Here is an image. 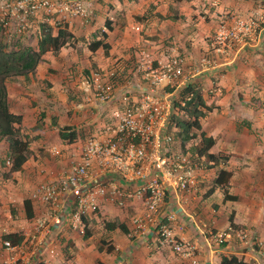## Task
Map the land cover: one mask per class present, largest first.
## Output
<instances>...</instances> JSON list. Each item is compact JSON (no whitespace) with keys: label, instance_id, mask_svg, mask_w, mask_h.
Wrapping results in <instances>:
<instances>
[{"label":"rangeland","instance_id":"374dc122","mask_svg":"<svg viewBox=\"0 0 264 264\" xmlns=\"http://www.w3.org/2000/svg\"><path fill=\"white\" fill-rule=\"evenodd\" d=\"M19 1L0 0V42L7 49L36 48L42 26H50L54 33L59 27L65 28L73 36L69 44L59 52L44 55L37 72L32 76L34 84L27 90L36 105L34 111H28L33 114H29L30 122L27 124L31 125L35 119L37 127L28 129L26 136L29 143L35 144L34 150H41L42 157L48 155L47 145L48 149H54L61 140L58 133L60 128L77 127L82 134H93L102 130L103 124L109 121L114 108L111 103L101 105L97 101L88 102L84 92L80 93L82 83L90 77L87 75L90 70L101 74L102 86L111 85L113 95L121 91L119 95L127 98L125 101L131 105L133 99L139 97L138 87L146 86L143 79L159 66L158 63H165L169 57L181 58L187 81L194 75L199 77L204 74L207 77L206 80L193 82L216 109L201 121L202 131L214 137L221 150L227 148L226 143H231L233 152L230 161H220L217 168L201 167L195 153L200 146L199 139L189 142L187 150L192 151L182 153L175 142L176 130L167 126L165 134L172 138V144L168 147L172 154H188L197 167L192 203L188 209L192 213L199 212L200 208L202 210L200 203L208 199L207 193L218 171L221 168L232 171L234 178L231 179L228 192L237 196L238 200L220 204L219 196L212 205L214 210H219L213 215L220 221L221 229L214 233L225 231L227 226H231L230 216L235 225V232L230 239L217 246L218 251L226 253H218L217 256L220 260L222 255H237L248 264H255V260L259 262L264 247L259 244L255 234H260L264 243V141L261 139L257 143L244 138L242 147L245 150L240 151L236 142L224 140L229 136L242 138L264 134V0H91L94 2L95 14L68 20L52 11L48 15L44 12L34 16L26 15L22 19L24 13L17 7ZM107 20L114 24L111 31L105 26ZM244 20L251 23L252 33L244 36L241 41L230 40L228 37L219 43L220 33L225 36V33ZM83 21L89 22L84 29L81 28ZM101 31L108 34L105 42L110 45V50L105 54L99 49L92 58H88V44L99 38ZM218 47L220 52L215 50ZM204 56L213 61L212 66L206 69L200 66ZM208 74L213 76L208 77ZM9 82L10 95L14 100L15 83L12 80ZM54 98L55 101L52 100ZM119 101L117 98L113 103ZM218 102L221 105L217 106ZM221 107L223 111H220ZM116 108L120 110L124 106ZM86 123L88 127L83 130ZM42 143L45 145L41 147ZM7 160L5 157L1 161L5 168V187L19 190L23 183L17 178L13 180L11 160L10 165L6 164ZM6 180L9 183L6 184ZM28 195V192L21 190L13 198L17 199V203H23ZM12 209L16 216L15 207H10ZM98 218L86 229L92 233V237L81 238L87 242V252L79 260L80 263L82 260V264H103L98 258L101 253L97 252V248L106 233L105 223L124 224L121 218L108 221L101 219V214H98ZM25 221V217L18 220L20 225ZM207 222L208 218L202 220V223ZM242 235H246V238L242 239ZM69 243H63L62 264H73L72 258L76 256L73 246H67ZM170 251L167 248L163 258L171 262L176 258L177 262L178 257ZM154 262L162 264L157 260Z\"/></svg>","mask_w":264,"mask_h":264},{"label":"built area","instance_id":"2783aa9c","mask_svg":"<svg viewBox=\"0 0 264 264\" xmlns=\"http://www.w3.org/2000/svg\"><path fill=\"white\" fill-rule=\"evenodd\" d=\"M81 1L20 0L17 7L23 10L22 19L26 15L34 16L42 12L48 15L49 11L67 20L76 16L86 18L92 14L88 13L91 0L84 1V4ZM250 33L252 25L244 20L225 33V36L220 33L219 43H223L228 37L230 40L241 41ZM215 50L220 52L219 47ZM158 64L143 79L146 86L138 87L139 97L133 99L131 105L125 101L127 98H122L125 101L124 108L114 112L115 121L107 128L109 136L105 140L88 138L80 155L70 161L67 169L52 176L53 179L48 183L38 186L36 198L45 207L48 221L44 217L36 218L35 234L29 235L25 242L24 238L17 245L2 241L0 246L8 251L11 264H38V257L44 247V233L51 226L59 229L68 219L82 222L88 213H96L99 209L95 203L96 198L106 199L122 208L125 193L121 186L116 185V180L126 185L138 183L133 195L144 204V210L132 217L133 228L128 235L138 237L150 228L173 254L182 260L187 259L190 264H197L191 247L172 233L170 222L175 218L173 213L168 211L165 215L162 214V207L166 203L168 205V201H171V207L172 197L178 200L191 191L195 184L197 167L188 154H172L168 148L172 144V138L165 134L174 113L177 91L186 85L187 80L181 58L169 57L165 63ZM212 64L213 61L207 56L200 60L202 69L209 68ZM112 88L111 85L98 84L96 97L102 103L114 102ZM7 161L10 164L9 159ZM85 230L83 228L82 232ZM232 230L229 226L223 233L204 230L201 234L212 248L213 245L219 247L223 241L230 239ZM241 238H246V235ZM250 239L251 237L244 243ZM255 261V264H264V253L259 262Z\"/></svg>","mask_w":264,"mask_h":264},{"label":"crops","instance_id":"0c3cea01","mask_svg":"<svg viewBox=\"0 0 264 264\" xmlns=\"http://www.w3.org/2000/svg\"><path fill=\"white\" fill-rule=\"evenodd\" d=\"M84 1L86 0H82L81 2L83 3ZM90 12L92 14H95L94 2H91V8L90 10H88V13ZM88 23L89 22L83 21L81 23V28L83 29L86 28L88 26ZM113 25L114 24L112 23V30H113ZM96 52L94 53L89 52L88 58H90V56L92 58ZM37 69L35 72H37ZM87 75L90 77L88 78L87 81L82 83L81 85L82 87H80L81 88L80 93L82 94V92H84V95L87 97L88 102L97 101L101 105L111 103L112 106L114 107L109 121L103 124L102 130L100 129L97 133H93V134L89 132H85L82 134L80 133L79 128L71 127L74 128L77 132L76 141L69 144L62 140H59L58 141L59 144L55 146L54 149L53 148L48 149V145H47L46 150H49V153L48 155L46 154L44 157H42L41 154L42 151L39 149L40 151L36 152V150H34V147L36 146H33L35 144L30 142L29 143L30 154L27 161L22 166V169L19 172L11 173L13 176L12 177L13 180L17 178L21 180V182L23 183V187L16 191L12 190L11 188L5 187V180L3 176L5 168L2 167L1 161L5 157L6 159H9L7 157L8 143L5 140L0 141V237L9 234L24 233L25 236L23 241L25 242L28 240L27 238L29 237V235L35 234L34 220L38 217L41 218L44 217L48 221V214L46 213L45 207L36 198V192L38 186L41 184L48 183L53 179L52 176H55L61 173L63 170L67 169L70 161L76 159L80 155L81 149L88 138L105 140L109 136L107 132V128L109 127V125H111V123H114L115 121L113 115L115 111H118L116 107L122 106L125 101H122L123 103L121 102L123 97L122 94L119 95L121 91H118L119 93H115L114 95L115 100L117 98L118 100H120L118 103H113V102L102 103L96 97V86L103 82V77L101 76V74L93 72L91 70L89 73H87ZM208 75H209L208 77L213 76L212 74L211 75L208 74ZM32 76L33 74L29 75L27 78L20 77V78L12 79V81H14L15 83V89H16V93H14L13 91L14 100H12L10 95V90H9L10 82L7 83V88L9 91L10 112H12L15 115L22 116V135L25 140H27L26 136L28 134V129L30 128L33 129L37 127L35 119L31 125L27 124V122H30L29 114L31 115L33 114L28 111L30 110L34 111V107L36 106L35 103H33L34 100L33 97H30V94L29 96L27 94V90L30 88V85L34 84ZM205 77L206 76L204 74L199 77H196V75H194L191 76L190 81L188 80L187 83L191 81L196 82L197 80H201V81L206 80L207 77L206 78ZM67 79L70 78L68 77ZM127 88L129 89L130 86ZM52 100L55 101V98ZM206 103L209 106L213 105L212 101L206 100ZM219 105H221V102L217 103V106ZM214 110L216 109H213V111ZM220 111H223L222 107L220 108ZM211 114L212 113H210L209 115ZM83 127H85L83 130H86L88 124L86 126L84 125ZM208 136L211 135L209 134ZM244 138H247L248 141L253 140L254 142L259 143L261 139L262 141H264V134H262L261 136L258 135L256 136L251 135L249 137L243 136L242 138L239 136H229L227 139L225 138L224 141L236 142L237 149H239L240 151H244L245 149L242 147L245 141ZM47 143L48 141L46 140L45 144ZM45 144L42 143L40 144V146L42 147V145ZM233 144L235 145V143ZM225 147H227L228 149L227 148L222 150L219 149V146L215 140L216 152L229 155L231 159L232 157L231 155L233 154L231 150V143H226ZM56 152L59 153L57 154ZM6 164L10 165L8 164V161L6 162ZM233 178L234 176L232 177V179ZM6 181H7L6 184L9 183V180ZM115 183L116 185L121 186L123 192L125 193L124 206L122 208H119L115 204L107 201L106 199L96 198L95 203L99 209L96 213L93 214L88 213L87 217L83 220L84 222L83 221L77 222L74 219H70V220L68 219L64 225L60 226L59 229L56 226H51L50 230L44 233L43 235L44 247L41 251V256L38 257V261H37L38 264H62V262H64L63 261L64 252L62 251L63 243L69 241L71 243H69L67 246H70L71 248L73 246L74 253H76L75 258L74 257L72 258L73 264H82V260L81 263L79 262L80 256L83 253L85 255V252H87L85 251L87 248V242L81 239L84 238V233L82 231L83 228L86 229L87 227L90 228L93 225L92 223L94 222V219L99 220L98 214H101L102 217L101 219L108 221L114 218H121V222H124L129 233L132 232V228H133L131 223L132 217L135 216L136 214L141 213L144 210L143 201L133 195V191L136 189V187L139 184L134 183L131 185H126L120 180L119 181L116 180ZM21 190L24 191V193L28 192L29 194L26 200L30 201V204L32 206L33 217L31 219H27L25 216L24 201L23 203H17V199L13 198L14 194L18 193ZM191 194H193L192 189L191 191L183 194L178 200H174L175 198L172 197L171 207L169 206L171 201L170 203L168 201V205L166 203V206L162 207V211H164L162 212V214L165 215L168 211L173 213L175 218L172 222H170L172 233L177 239L184 241L185 243H187L189 247H191L192 254L197 259V264H218L219 262L217 256L218 253L225 254L226 251H218L217 246L215 245H213L212 248H210L208 244L205 242V239L201 233L204 230H208V231L212 230L213 233L215 230L216 231L221 230L219 229L220 221L216 220L215 215H213V213L217 214L219 210L217 211L214 210L215 208H212V205L214 203L215 198L217 199V197L219 196L221 198L218 199L219 201L221 200L220 204L226 203L223 202V194L220 190H216L212 194L207 193L208 199L205 200V203H200V205L203 207L202 210L200 208L199 212L196 213L194 212L192 213L191 210L188 209V206H191L190 204L192 203ZM179 206H181L183 212L179 209L180 208ZM10 207H15V210L17 211L16 216L15 213L13 215L12 212H14V210L13 209L10 210ZM21 217H25L26 221L24 224L20 225L19 224L20 221L18 222V220ZM205 218H208V222L202 223V220ZM238 222L241 223V220H239ZM230 225L232 228H235L231 224V222ZM104 231H106V233L103 235V238H101L100 243L101 241H105L106 244L103 245V250L99 252L101 253V255L98 257L103 264H154L155 263L154 260L160 261L162 264H175L182 262H184L183 264H190V262L187 259L182 260L179 257L177 262H176V258H174L172 262L166 261L165 258L163 257L167 253L166 250L167 248L169 249V247L162 244L159 241L158 237L155 235L154 230L150 228L149 230H147L145 233H143L141 236L138 237H136V235L133 237L129 235H125L122 232H120L119 229L107 231L104 228ZM223 232H226V230L217 233H223ZM234 232L235 230H232L231 235ZM89 234L90 236L88 238L90 239L92 237L91 236L92 233L90 232ZM255 235L257 237L259 244L262 247H264V243L260 239V234L258 235L255 234ZM108 247L112 248L110 253L106 251ZM161 251L163 252L162 254ZM97 252H98V248H97ZM170 253L172 252L170 251ZM22 258L25 259V256H23ZM0 264H11L8 251L2 249L1 246H0Z\"/></svg>","mask_w":264,"mask_h":264},{"label":"trees","instance_id":"16d2710c","mask_svg":"<svg viewBox=\"0 0 264 264\" xmlns=\"http://www.w3.org/2000/svg\"><path fill=\"white\" fill-rule=\"evenodd\" d=\"M105 26L108 30H112V23L109 20L105 21ZM71 39H73L72 34L65 28L59 27L54 33L50 26H42L36 48L18 47L17 49L9 50L6 45L0 42V141L5 140L8 143L7 157L11 160V173L19 172L22 169L29 157L30 149L29 142L22 135V116L10 112L7 83L12 79L27 78L29 75L34 74L43 61L45 54L59 52L69 44ZM107 39V33L101 31L99 38L88 44V50L94 53L101 49L105 54H108L110 45L105 42ZM176 97L177 99L174 100V113L168 127L176 130L174 135L175 142L182 153H187L189 150L192 151V149L187 150L189 142L199 139L200 146L195 153L198 159L197 162L201 167L214 169L219 166L220 161L228 162L230 156L219 155L216 152L214 138L207 136L202 131L201 121L212 113L214 108L206 103L201 90L195 87L193 82H188L182 89L177 91ZM198 132L199 135H197ZM59 137L62 141L70 144L76 141L77 132L74 128L63 127L59 129ZM232 177V171L221 168L213 179L208 193L212 194L216 190H220L223 194V202L237 201L238 197L228 192ZM24 211L27 219L33 217L32 206L28 200L24 201ZM230 222L233 225L232 216H230ZM233 226L235 227V225ZM115 229H119L125 235L129 233L123 223H105V230L112 231ZM24 236V233L4 235L2 236V241H9L12 245H17L21 243ZM89 236L90 234L85 230L84 238ZM104 244L106 242L101 241L98 252L103 250ZM111 250V247L106 249L108 253ZM218 264L248 263L237 255H222Z\"/></svg>","mask_w":264,"mask_h":264}]
</instances>
